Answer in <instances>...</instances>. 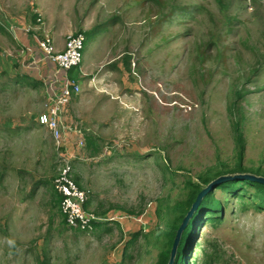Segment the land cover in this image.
Returning <instances> with one entry per match:
<instances>
[{"label": "rangeland", "instance_id": "374dc122", "mask_svg": "<svg viewBox=\"0 0 264 264\" xmlns=\"http://www.w3.org/2000/svg\"><path fill=\"white\" fill-rule=\"evenodd\" d=\"M42 5L43 19L62 9L61 24L85 36L80 92L56 140L37 116L60 83L0 81V264H155L193 184L218 169L264 176V0ZM62 156L87 206L112 217L101 227L66 226L53 189ZM213 198L218 213L200 222L185 264H264V207Z\"/></svg>", "mask_w": 264, "mask_h": 264}, {"label": "crops", "instance_id": "0c3cea01", "mask_svg": "<svg viewBox=\"0 0 264 264\" xmlns=\"http://www.w3.org/2000/svg\"><path fill=\"white\" fill-rule=\"evenodd\" d=\"M45 13L42 0H0V81L9 88L18 86L19 78L41 87V82L61 74L43 58L37 40L54 38V49L62 50L69 34L61 24L67 21V12L57 8L43 19Z\"/></svg>", "mask_w": 264, "mask_h": 264}, {"label": "built area", "instance_id": "2783aa9c", "mask_svg": "<svg viewBox=\"0 0 264 264\" xmlns=\"http://www.w3.org/2000/svg\"><path fill=\"white\" fill-rule=\"evenodd\" d=\"M85 36L82 32H72L66 36L62 50H55L49 37L38 39L37 44L43 58L50 61L61 74L50 81V86L59 84L57 93L50 95V102L46 110L37 116L40 125L51 132L58 140L64 133L65 126L61 117L63 109L71 98L80 92L79 80L68 76V71L77 66L81 60V49L84 46ZM72 135L75 136L77 146L84 145V137L76 125H71ZM68 156V155H67ZM71 162L62 156L58 161L57 173L53 179V189L59 196V210L69 229L90 231L95 224H101L112 217L102 215L87 206L88 195L72 178Z\"/></svg>", "mask_w": 264, "mask_h": 264}, {"label": "trees", "instance_id": "16d2710c", "mask_svg": "<svg viewBox=\"0 0 264 264\" xmlns=\"http://www.w3.org/2000/svg\"><path fill=\"white\" fill-rule=\"evenodd\" d=\"M76 68L77 67L70 69L68 71V76L72 79L79 80V73ZM237 136H238V139H242V135L240 132L237 133ZM240 156H241V153H240ZM238 165L241 166L240 163ZM245 171L246 170L242 167H240L238 170L231 171V172H222L220 169H218L212 174V177L205 179L204 182L206 185L209 181H211L212 179H214L215 177L219 175L226 174V173H229V174L240 173V172H245ZM253 173L259 175L256 172H253ZM201 178L204 179V177H201ZM73 180L79 186L77 178L74 177ZM202 187L204 186H201L199 184H193L191 189H189L187 193L186 199L182 200L181 202L176 203L172 207V210H174L175 212L179 210V212L176 215V217L172 220V222L168 225L169 227L168 230L163 232L164 238H166L167 246L159 251L155 264H167L168 259H169L170 248L173 242V238L175 236L176 229L180 225V222L183 216L189 209L191 203L194 201L197 193L202 189ZM215 189L223 190L227 192L228 194H231L232 196L233 195H237L239 197L246 196V198L250 200H254L258 207L260 208L264 207V184L251 181V180H247V179H228V180L221 182ZM213 190L207 193L202 198L198 208L193 213L188 224L184 228L182 235H181V239L179 241V245L177 248V252H176L173 264H185L186 255L192 247V241L194 239V236L196 234V231L198 229L200 222L205 219V216L207 214H217L218 213L219 209L218 210L212 209V207L216 206L215 200L213 198ZM56 198H57L56 203L58 204V207H59L60 198L57 194H56ZM88 200H89V197H88ZM219 218L220 217H215L212 220L219 219ZM102 224L103 223L95 224V228L101 227ZM137 232L133 235V237H136L138 235Z\"/></svg>", "mask_w": 264, "mask_h": 264}, {"label": "water", "instance_id": "95a60500", "mask_svg": "<svg viewBox=\"0 0 264 264\" xmlns=\"http://www.w3.org/2000/svg\"><path fill=\"white\" fill-rule=\"evenodd\" d=\"M228 179H247V180H251V181H255V182L264 184V176L263 175H257V174L251 173V172L222 174V175H219V176L215 177L211 181H209L197 193L194 201L191 203L189 209L187 210V212L183 216V218H182V220L180 222V225L176 229L175 236L173 238V242H172V245H171V248H170L169 259H168L167 264H173L174 258H175L176 252H177V248H178V245H179V241L181 239L182 232H183L184 228L186 227V225L188 224V222H189L190 218L192 217L193 213L198 208L202 198L207 193H209L210 191L215 189L221 182H223L225 180H228Z\"/></svg>", "mask_w": 264, "mask_h": 264}]
</instances>
